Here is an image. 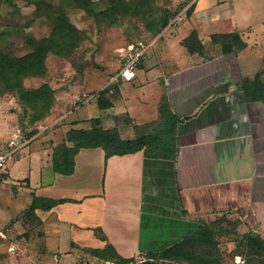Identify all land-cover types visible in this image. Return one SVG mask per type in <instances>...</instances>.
Listing matches in <instances>:
<instances>
[{"label": "crops", "instance_id": "crops-1", "mask_svg": "<svg viewBox=\"0 0 264 264\" xmlns=\"http://www.w3.org/2000/svg\"><path fill=\"white\" fill-rule=\"evenodd\" d=\"M182 13L179 27L151 43L135 78L119 79L111 108L96 101L100 116L90 104L67 116L69 128L90 129L100 118L131 140L171 114V151L107 156L102 147L81 148L74 172L62 174L51 147L33 149L31 174L11 185L9 169L2 175V236L26 243L37 231L42 244L29 252L57 264L148 257L229 218L264 239V102L249 98L242 84L264 71V0H186ZM193 33L203 54L183 44ZM232 33L246 46L227 54L213 36ZM35 199L64 202L29 216Z\"/></svg>", "mask_w": 264, "mask_h": 264}, {"label": "rangeland", "instance_id": "rangeland-1", "mask_svg": "<svg viewBox=\"0 0 264 264\" xmlns=\"http://www.w3.org/2000/svg\"><path fill=\"white\" fill-rule=\"evenodd\" d=\"M103 1L92 0L97 7L91 12L83 8L88 5L83 6L76 0L66 3L62 0H0V52L3 54L22 57L30 53L28 38L50 36L52 18L61 10H65L80 37L78 45L68 54L51 52L47 55L43 75L27 77L23 81V88L29 90L49 86L47 91L51 101L45 111L26 105L18 90H11L0 81V151L8 149L12 138L24 144L8 161L10 184L5 185L31 174L30 164L34 167L35 156H32V163L27 158L33 149L44 151L51 147L49 157L53 164L54 157L63 153L62 150L59 153V146L68 144L72 147L73 144L68 142V133L73 129L69 128V113L90 104L92 116L98 117L100 110L96 101L119 99L118 74L122 67L119 50L130 44L155 42L165 30L160 27L165 17H168V27L186 6V0H149L148 8L142 9L141 13L121 16L113 23L107 16H95L107 8ZM86 95L93 99L86 101ZM157 131L158 127L148 129L151 133ZM2 182L4 176H0V184ZM16 187L20 188L19 184ZM7 190H11L10 186ZM0 206L3 208V203L0 202ZM242 226L239 221L229 218L225 223L206 226L191 244L180 249L179 254L166 258L146 256L135 261L137 264H234L241 257L243 264H264V246L251 239V232ZM27 236L25 243L0 234V264L46 263L45 257L29 252V247L34 251L35 247L41 246L39 233L34 232L33 239L31 233ZM29 243L31 246H27Z\"/></svg>", "mask_w": 264, "mask_h": 264}, {"label": "trees", "instance_id": "trees-1", "mask_svg": "<svg viewBox=\"0 0 264 264\" xmlns=\"http://www.w3.org/2000/svg\"><path fill=\"white\" fill-rule=\"evenodd\" d=\"M67 2L68 0H62ZM84 9L93 12L97 7L92 0H76ZM107 8L104 11L98 12L95 16H107L111 18L113 23L118 21L121 16L130 14H139L142 9H147L149 0H104ZM86 10V9H85ZM177 16V15H176ZM53 31L48 37L36 39L29 37L27 44L32 49L30 53L22 57H14L0 52V81L4 86L11 90H18L21 95L20 99L28 106L38 111H45L48 109L47 104L51 101V95L47 91L49 86H43L38 89L23 88V81L27 77L40 76L45 73V62L47 55L51 52L58 55L68 54L77 45L79 41L78 30L75 28L65 10L52 18ZM168 25V17L162 21L161 29H166ZM213 40L223 45L224 53H237L244 48L246 44L243 42L239 33L214 35ZM183 44L192 54L204 53V46L197 33H193L190 37L185 39ZM243 88L246 94L252 100H260L264 102V71L259 73L254 79H244L242 81ZM44 104V105H43ZM98 105L101 110L111 108L113 102H105L103 99L98 100ZM174 117L170 114L164 115V120L160 121L155 127L158 131L149 133L144 136H137L135 139L124 140L117 128L105 129L100 118L91 120L92 127L90 129H72L68 133V142L72 143V147L68 144H62L58 148L63 151L62 154H57L53 159V167L55 172L62 174H71L75 169L74 157L81 148L102 147L107 152V156L119 154H128L140 151L147 147L149 151H159L164 153L171 151L173 145V131L171 127L174 125ZM171 128V129H170ZM68 148V149H67ZM67 149V150H66ZM66 151V152H64ZM70 154L72 156L70 157ZM62 159V160H60ZM40 199H35L34 203L28 211L29 216L35 215L37 208H51L57 203L64 202V200H50L45 202ZM206 227H203L198 232H202ZM196 232L192 236L186 238L181 243L169 248L161 253L152 254L151 256H162L163 258L171 257L180 253V249L191 244L198 234ZM251 239H255L261 246H264L263 240L251 233ZM117 262L124 263L128 260L116 258Z\"/></svg>", "mask_w": 264, "mask_h": 264}, {"label": "built area", "instance_id": "built-area-1", "mask_svg": "<svg viewBox=\"0 0 264 264\" xmlns=\"http://www.w3.org/2000/svg\"><path fill=\"white\" fill-rule=\"evenodd\" d=\"M183 19H184V14L181 12L173 18L169 26L172 28H177L182 24ZM150 47L151 44L148 45L130 44L124 49H120L119 53L120 56L122 57V67L120 69V73L118 74V78L127 81L134 79L139 65L149 54ZM85 98L86 101H88L90 99H93V96L86 95ZM23 145L24 144H22L17 138H12L8 142V149L0 151V176H2L5 173L10 157L14 153H16L19 149H21ZM11 248L13 250H16L15 246H12ZM137 263L138 262L135 261V259H133V260H128L124 263L114 261L108 264H137ZM44 264H57V263H44ZM234 264H243V259L241 257L237 258Z\"/></svg>", "mask_w": 264, "mask_h": 264}]
</instances>
